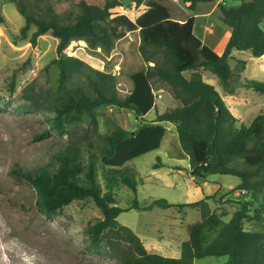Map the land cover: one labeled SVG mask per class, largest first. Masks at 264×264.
<instances>
[{"label":"trees","instance_id":"1","mask_svg":"<svg viewBox=\"0 0 264 264\" xmlns=\"http://www.w3.org/2000/svg\"><path fill=\"white\" fill-rule=\"evenodd\" d=\"M13 1L25 17L22 34L27 35L31 25L37 26L31 38L34 46L47 32L59 39L57 56L43 71L49 74L52 66L57 68L54 86L59 98L52 110L57 113L55 126L61 133L68 121L97 123V108L104 105H116L145 117L156 107L157 88L166 86L178 100L176 107L156 115V123H142L136 130H129L106 122L104 132H98L95 138L59 142L44 163L16 165L13 172L21 173L36 188L39 209L52 216L75 199H93L103 218L87 227L91 239L87 248L114 256L118 264H194L196 258L205 256H228L225 264H264V110L251 123L237 125L238 118L221 93L203 76V70H209L227 89L233 75L230 59L236 50H249L254 57L264 55V0H239L234 5L220 2L222 21L231 28L222 53L195 33V14L185 21L175 19L161 0H147V8L135 20L119 11L120 0ZM182 1L196 11L200 2L218 0ZM4 21L0 14V24ZM133 30H140V50L147 67L131 74L133 87L126 94L116 88L114 74L94 67L78 54L64 55L73 39L83 38L90 47L102 46L110 51L117 39ZM152 61L154 64H150ZM77 75L85 76L87 82L70 86ZM15 81L16 74L12 90ZM246 85L264 94V81L248 79ZM165 121L177 123L180 145L190 157L193 175L224 173L240 178L235 189L258 204L254 212L260 229L245 226L251 210L247 201L228 221L224 213L212 210L210 199L220 190L198 201L179 204L181 208H199L202 215L187 225L189 237L182 243L180 257L149 250L130 226L119 222L118 216L131 208L173 205L158 198L145 207H123L117 192L123 184L138 191L136 175L127 163L160 148L167 132Z\"/></svg>","mask_w":264,"mask_h":264},{"label":"rangeland","instance_id":"2","mask_svg":"<svg viewBox=\"0 0 264 264\" xmlns=\"http://www.w3.org/2000/svg\"><path fill=\"white\" fill-rule=\"evenodd\" d=\"M120 1L119 11L133 20L147 8V0L142 4L136 0ZM224 1L200 2L193 11L182 0H161L175 19L185 20L196 14L195 33L204 38L212 31L209 38L214 37L215 48L231 30L222 21L220 2L227 5L240 2ZM0 14L5 18L0 24V264H118L114 256L96 254L87 248L91 242L87 227L103 218L93 199H75L48 216L36 204V188L13 169L18 164L35 166L46 162L59 142L78 143L95 138L98 132H104L106 122L129 130H136L142 123H156V115L176 107L178 100L166 86L157 88V105L145 117L116 105H104L97 108V123L67 120L65 132L61 133L55 126L57 113L52 110L59 98L54 86L57 68L52 66L49 74L43 71L57 56L58 37L47 32L39 36L34 46L31 38L37 26L31 25L27 35L22 34L25 17L13 0H0ZM141 41L140 30L129 31L115 41L112 50L106 51L102 46L90 47L85 39L76 38L64 55L78 54L94 67L114 74L116 88L126 94L133 87L131 74L147 67L140 50ZM261 57H254L249 50H236L230 59L233 75L227 89L217 75L203 70L204 78L214 82L222 95L233 90L225 101L238 118L237 125L251 123L264 110V94L246 85L248 79L264 81V55ZM14 74L16 81L12 90ZM86 82L85 76L77 75L70 86ZM164 123L167 132L160 148L127 163L136 175L138 191L123 184L117 192L123 207L133 204L145 207L158 198H165L173 205L131 208L118 216L119 222L130 226L149 250L180 257L182 243L189 237L187 225L200 220L202 215L199 208H181L179 204L198 201L220 190L210 199L212 210L224 213L228 221L242 202L247 201L251 210L245 226L260 229L262 226L254 212L258 204L235 189L240 178L224 173L193 175L190 157L180 145L177 123ZM228 259V256H205L196 258L194 264H225Z\"/></svg>","mask_w":264,"mask_h":264},{"label":"crops","instance_id":"3","mask_svg":"<svg viewBox=\"0 0 264 264\" xmlns=\"http://www.w3.org/2000/svg\"><path fill=\"white\" fill-rule=\"evenodd\" d=\"M196 15V14H195ZM196 17H198L197 15H196ZM178 20H180V21H185V20H181V19H178ZM195 27H196V24H195ZM195 29V28H194ZM212 32V31H211ZM210 32V33H211ZM209 32H207V37H200L199 35V37L205 42V43H207L208 45H210L213 49H215L217 52H219V53H222L224 50H225V47H226V44H227V42H228V40H229V37H230V34H231V30L228 32V34L221 40V41H219L220 43V46L218 47V48H215L214 46H213V41H214V37L213 38H209V36H211L212 34H210ZM197 34V33H196ZM210 42H212L211 44H209ZM259 58H261L262 59V57H259ZM219 78V77H218ZM205 79V78H204ZM206 80V79H205ZM206 81H208V80H206ZM208 82H210V83H212V84H214L215 85V87H216V84L214 83V82H212V81H208ZM230 94H232V93H229L228 95L230 96ZM222 95V94H221ZM228 95H225V93H223V98L226 100V98L228 97ZM157 105V104H156ZM169 122H171V121H169ZM221 187H224L223 185L221 186ZM220 187V188H221ZM219 188V189H220ZM214 193H216V192H214ZM213 193V194H214ZM210 194H212V193H210ZM208 195V194H207ZM206 196V195H205ZM186 207H188V206H186ZM185 208V207H184ZM146 243V242H145ZM181 246V245H180ZM179 246V247H180ZM171 248V247H170ZM151 249H153V246L151 247ZM154 249H156V248H154ZM165 254H170V255H172L173 256V253H165ZM170 255H167V256H170Z\"/></svg>","mask_w":264,"mask_h":264}]
</instances>
